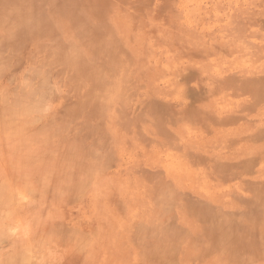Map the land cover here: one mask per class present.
<instances>
[{
	"label": "rangeland",
	"instance_id": "obj_1",
	"mask_svg": "<svg viewBox=\"0 0 264 264\" xmlns=\"http://www.w3.org/2000/svg\"><path fill=\"white\" fill-rule=\"evenodd\" d=\"M261 92L264 0H0V264H264Z\"/></svg>",
	"mask_w": 264,
	"mask_h": 264
},
{
	"label": "bare ground",
	"instance_id": "obj_2",
	"mask_svg": "<svg viewBox=\"0 0 264 264\" xmlns=\"http://www.w3.org/2000/svg\"><path fill=\"white\" fill-rule=\"evenodd\" d=\"M8 27H10V25L8 26ZM30 44V43H29ZM28 45V44H27ZM31 45V44H30ZM32 46V45H31ZM6 50V49H5ZM8 55V54H7ZM16 58V57H15ZM6 59V58H5ZM17 59V58H16ZM33 60V59H32ZM6 62V61H5ZM34 66H35V64H34ZM37 67H38V65H37ZM33 68V67H32ZM51 68H52V66H51ZM30 69V68H29ZM54 68H52V70H53ZM40 70V69H39ZM40 71H43L42 69L40 70ZM50 71V70H49ZM56 71H57V69H56ZM33 72H35V71H33ZM52 72V71H51ZM58 72V71H57ZM29 72L27 71V73H25L26 75L28 74ZM30 74V73H29ZM37 75V74H36ZM44 75V74H43ZM43 75L41 76V78H35V76H34V74H33V79H35V80H30V82H32V83H36L38 86L37 87H39V89H42V87L44 86V84H45V81H43ZM84 75V74H83ZM98 75H99V73H98ZM25 76V75H24ZM54 76V75H53ZM52 76V77H53ZM27 77V76H26ZM25 77V78H26ZM50 77V76H49ZM24 78V77H23ZM28 80H29V78H27ZM44 79H45V77H44ZM50 79V78H49ZM55 81H57L56 79H55ZM22 84L25 86V88H27L26 86H30L31 84H29V81H24L23 79H22ZM26 82L28 83V85H26ZM25 83V84H24ZM99 84L101 83V82H98ZM245 83H247V82H245ZM249 83V82H248ZM246 85V84H245ZM22 86V85H21ZM31 87V86H30ZM29 87V88H30ZM33 87H35L34 85H33ZM36 87V88H37ZM56 87V86H55ZM99 88V87H98ZM251 88H253V87H251ZM251 88H249V90L248 91H250V89ZM28 89V88H27ZM256 89V88H255ZM55 90H57V88L55 89ZM253 90H254V88H253ZM258 90V89H257ZM16 91H17V89H16ZM38 91V90H37ZM12 92V91H11ZM18 92H19V90H18ZM17 92V93H18ZM247 92V91H246ZM256 92V91H255ZM32 93V92H31ZM261 93H263V92H261ZM10 94V93H9ZM11 94H13V93H11ZM20 94V93H19ZM24 94V93H23ZM41 94V93H40ZM70 94V93H69ZM259 94V93H258ZM264 94V93H263ZM262 94V95H263ZM2 95V94H1ZM18 95V94H17ZM251 95H252V93H251ZM250 95V96H251ZM257 95V94H256ZM44 96V95H43ZM70 96V95H69ZM0 97H2V96H0ZM5 97H6V95H5ZM5 97H4V102H6V100H5ZM9 97V96H8ZM47 97H49L48 96V93H47ZM252 98H253V95L251 96ZM258 97V96H257ZM16 98V97H15ZM22 98V97H21ZM21 98H19L20 100H21ZM259 98V97H258ZM261 98V97H260ZM38 99L40 100L41 99V96L39 95L38 96ZM43 99V98H42ZM254 99H255V97H254ZM10 100V99H9ZM39 100L37 101V103L39 102ZM72 100V99H71ZM257 100V99H256ZM8 101V100H7ZM74 101V100H73ZM255 101V100H254ZM262 101V100H261ZM260 101V102H261ZM264 101V100H263ZM43 102V101H42ZM86 102V101H85ZM9 103V102H8ZM41 103V102H40ZM63 103H65V102H63ZM90 103V102H89ZM257 104H260V103H257ZM37 105V104H36ZM40 105V104H39ZM38 105V106H39ZM73 105V104H72ZM90 105H91V103H90ZM255 105V104H254ZM67 106V105H66ZM101 106V105H100ZM88 107H90L89 106V104H88ZM102 107V106H101ZM70 108V107H69ZM71 108H72V106H71ZM70 108V109H71ZM103 108V107H102ZM262 108H263V106H262ZM25 109V108H24ZM30 109H32V108H30ZM104 109V108H103ZM256 109H258V107L256 108ZM23 110V109H22ZM26 110V109H25ZM39 110V109H38ZM259 110H262L261 108L259 109ZM32 111H33V109H32ZM25 112V111H24ZM41 112V111H40ZM73 112H75V111H73ZM34 114V113H33ZM32 115V114H31ZM26 116V115H25ZM77 116V115H76ZM29 117V116H28ZM31 117V116H30ZM88 119V118H87ZM90 119V118H89ZM65 120V119H64ZM92 120V119H91ZM58 121H60V120H58ZM71 121H73V120H71ZM65 122H67V121H65ZM8 123H9V121H8ZM64 122H62V124H63ZM68 123V122H67ZM69 124V123H68ZM132 128H134V126L132 127ZM56 133V132H55ZM132 142V141H131ZM257 143H258V146H262V145H264V131H263V135H262V137H259L258 139H257ZM253 145H255V144H253ZM219 158H218V160L221 158L220 156H218ZM258 157H263L264 158V151H262V153L258 156ZM263 163V162H262ZM260 196H262V195H260ZM263 198H264V195L262 196ZM262 197H257L256 198V200H261L260 198H262ZM263 201H264V199H263ZM261 202V201H260ZM260 203H258V205H259ZM263 204H264V202H263ZM260 205H262V202H261V204ZM262 208H263V206H261ZM260 206H259V208L257 207V209L256 210H260L261 211V208ZM204 209V208H203ZM264 209V208H263ZM262 212H264V211H261V213ZM257 213H259V212H257ZM260 213V214H261ZM241 214H243V213H241ZM253 214V213H252ZM240 215V214H239ZM263 215V214H262ZM243 216V215H242ZM246 216V215H245ZM254 217V216H253ZM264 218V217H263ZM215 219H217V217L215 218ZM219 219V218H218ZM229 219H230V217H229ZM253 219V218H252ZM261 219H262V217H261ZM231 220V219H230ZM229 220V221H230ZM264 220V219H263ZM244 222L246 221L245 220V217H244V220H243ZM249 223H250V220H249ZM230 225V224H229ZM262 225V224H261ZM228 227V226H227ZM230 228V227H229ZM255 228V227H254ZM5 235V234H4ZM7 238V237H6ZM248 244H249V242H248ZM23 254H25V253H23ZM22 254V255H23ZM17 255V254H16ZM22 255H18L17 256V259L19 258L20 260H21V258L19 257V256H22ZM23 256H25V255H23ZM23 256H22V258H23ZM24 261H25V258H24Z\"/></svg>",
	"mask_w": 264,
	"mask_h": 264
}]
</instances>
